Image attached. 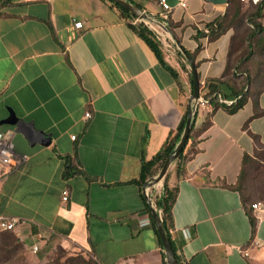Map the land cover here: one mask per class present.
<instances>
[{
    "label": "crops",
    "instance_id": "crops-1",
    "mask_svg": "<svg viewBox=\"0 0 264 264\" xmlns=\"http://www.w3.org/2000/svg\"><path fill=\"white\" fill-rule=\"evenodd\" d=\"M132 1L168 39L151 31L161 60L130 27L142 20L107 0L0 3V136L28 155L0 187V214L23 221L15 232L30 251L57 244L98 264H167L148 210L167 178L178 188L171 242L182 263L264 264V214L251 202L246 212L232 188L245 154L264 165V89L234 111L198 108L195 152L183 175L173 162L145 188L150 201L133 182L141 158L156 155L191 108V62L200 96L223 79L224 99H236L224 76L233 33L211 39L207 26L228 3L166 0L165 10L159 0ZM10 111L13 124L4 122Z\"/></svg>",
    "mask_w": 264,
    "mask_h": 264
},
{
    "label": "trees",
    "instance_id": "trees-1",
    "mask_svg": "<svg viewBox=\"0 0 264 264\" xmlns=\"http://www.w3.org/2000/svg\"><path fill=\"white\" fill-rule=\"evenodd\" d=\"M10 0H0V3H5ZM111 3L113 7H115L120 14L126 18V19H132L134 16L129 13L126 9L118 5L117 3H114L111 0H107ZM133 2L132 0H129ZM240 4V2H238ZM235 2V0H228V7L225 13L215 21H212L211 23H208L207 26L210 29L209 36L210 38H215L221 33L225 32L226 30H231L232 31V37H231V42L230 46L232 43V40L234 38V30H235V25L232 20V15L235 16H240L238 18L242 19L241 16L246 15L244 14L241 10V6ZM139 6V5H138ZM140 7V6H139ZM255 10L253 12L249 13V18L248 21L253 25V31L251 33V36H255L256 33H261L264 29L262 23L258 21L260 18L264 16V1H259L255 6H253ZM233 8V13L230 14V10ZM229 14L231 17H229ZM130 24V22L128 23ZM215 24V28L213 25ZM130 27L136 31L139 35V37L148 45V47L151 49L152 52L155 53V55L161 60V52L159 48V42L153 39L151 31L142 23L138 22L135 25L130 24ZM202 36H204L203 32H200ZM229 54H230V48H229V53H228V60H229ZM234 70L231 72L232 80L237 86V91H234V96L236 97V100L230 104L227 105L225 103H221L219 101V96L225 97L224 94H221L220 91V86L223 84L225 81L223 79H217L215 81L210 80L208 83H206V88H205V93L204 97L208 99L210 104L213 106V109H216L218 107H224L228 109L229 111H234L237 108H239L247 99V95L249 93H256L259 90H263L264 87L260 86H255L252 80L251 75L249 74V71H247L245 68L241 67L240 64L238 63ZM228 70V61L226 65V70L224 71V76H228L227 73ZM197 111L196 109L195 113L193 114V123L192 127L188 136V139L177 157V159L174 161L176 164V172L177 176H181L184 173V164L185 162L191 157V155L195 152L193 148V140L195 137V121L197 117ZM188 112H186L181 119L178 127L169 133L167 139L165 140L162 148L160 149L159 152L156 153L151 159L146 160L145 158H141V166H140V171L139 175L137 178L133 180L134 183H136L140 188L149 180L151 179L152 176H154L158 170H160L162 164L164 161L167 159L175 145L180 139V136L183 132V128L185 126L186 118H187ZM209 114L206 117V120L203 122L201 128L198 131H203L205 130L210 124L211 121L209 119ZM192 140V141H191ZM260 161L256 158H252L245 154L242 158L241 162V167L239 174L237 176V181L235 185L232 187L236 191H238L240 195V200L242 207L244 210L248 213L250 211L247 209L246 203L248 202H254L256 198L253 200L249 199V195L244 193L243 191V182L247 178L249 174V169L258 166ZM70 168L68 167L66 171H68ZM69 172V171H68ZM177 185H169L167 178L164 180V185L161 193L155 198L154 204L156 206V211L158 212L163 227L165 229L166 234L171 240V231L174 229L173 226V213L172 209L175 203L176 195H177ZM264 196H260L258 200L255 201H263ZM251 203L249 204V208L251 209ZM148 206V204H147ZM148 210L151 211V208L148 206ZM150 213V218L152 222V226L157 234L158 237V242L160 244V247L162 248L160 238L158 236L157 230L155 228V224ZM250 220V225H251V230L252 234L254 232L255 226H256V221L253 218V216H249ZM172 243V242H171ZM172 246L174 248V252L177 258L178 264H188V263H182L179 259L177 250L175 246L172 243ZM32 251L26 249L24 241H22L18 234L15 232V230H10V231H3L0 232V264H18V261L22 260V258L18 257L19 254H24V259H27L25 255L31 254ZM76 257L73 260L81 261L82 264H98L93 258L87 256L84 253H81L80 251ZM32 255V254H31ZM33 256V255H32ZM29 258V256H28ZM70 261V259H69ZM69 264V263H67ZM78 264V263H75Z\"/></svg>",
    "mask_w": 264,
    "mask_h": 264
},
{
    "label": "rangeland",
    "instance_id": "rangeland-1",
    "mask_svg": "<svg viewBox=\"0 0 264 264\" xmlns=\"http://www.w3.org/2000/svg\"><path fill=\"white\" fill-rule=\"evenodd\" d=\"M259 1L264 0H235L236 3L240 2L241 11L246 15L233 16L232 20L235 25L234 38L230 46V54L228 60V76L232 79L231 72L239 63L241 67L249 71L255 86L264 87V29L261 33H256L251 36L253 25L248 21L249 13L253 12L255 6ZM233 13V8L230 14ZM229 14V17H231ZM264 27V16L260 18ZM243 191L249 196L259 197L264 196V165L259 164L249 169V174L243 182ZM251 198V197H250ZM35 253L25 255L19 254L18 257L22 260L18 264H82L81 261L73 260L79 255L77 251L67 250L57 244H49L45 247H39ZM77 254V255H76ZM29 256V258H28ZM70 259V261H69Z\"/></svg>",
    "mask_w": 264,
    "mask_h": 264
},
{
    "label": "built area",
    "instance_id": "built-area-1",
    "mask_svg": "<svg viewBox=\"0 0 264 264\" xmlns=\"http://www.w3.org/2000/svg\"><path fill=\"white\" fill-rule=\"evenodd\" d=\"M160 6L167 10L170 9L169 4L166 2V0H159L158 2ZM178 5L181 7L186 6L185 0H178ZM137 21H140L139 19H136ZM143 23L147 26V28L152 31L155 38L162 43L165 41H168V39L164 38L163 33L160 31V28H156L154 26V23L159 24V22L154 19L151 16H147L145 20H142ZM75 28H81L82 22L76 21L74 22ZM161 28H164V26H161ZM236 99L233 100H226L223 97L219 96V101L221 103H225L227 105L232 104ZM210 106L213 108V106L210 104L208 99H206L203 96L198 95V98L191 104V110L195 111L198 108H206ZM86 117H88V113L85 114ZM72 139H75V135H71ZM28 160L27 154H19L14 150V145L12 141L8 138H5L3 136H0V187L4 183V181L7 179L8 175L19 165L26 162ZM68 198V191L64 189L62 191V201H66ZM251 208L253 211L260 212L264 214V200L263 201H255L251 203ZM23 222L19 217H10L6 215L0 214V232L3 231H10L15 230V228ZM143 224V223H141ZM38 250L37 245H33L32 251L36 253Z\"/></svg>",
    "mask_w": 264,
    "mask_h": 264
},
{
    "label": "water",
    "instance_id": "water-1",
    "mask_svg": "<svg viewBox=\"0 0 264 264\" xmlns=\"http://www.w3.org/2000/svg\"><path fill=\"white\" fill-rule=\"evenodd\" d=\"M111 1H113L114 3H117L118 5H120L124 9H126L129 13H131L133 16H135L139 20H145L148 16L143 11V9L141 7H139L137 4H135L129 0H111ZM208 1H211L214 4H227L228 3V0H208ZM191 69H192V76H193V91H192L190 101L192 103L198 98L200 83H199L198 75H197L196 68H195L193 62H191ZM194 112L195 111H192L191 108L189 109V112H188V115L186 118V122H185V126L183 128V132L180 136L179 141L177 142V144L175 145V147L173 148V150L171 151V153L169 154L167 159L162 164L158 173L144 184V186L142 188V193L145 196H146L145 188L147 186L156 184L161 179H163V177L166 175L170 165L177 159V157L181 153V151H182V149H183V147H184V145L188 139V136H189V133H190V130L192 127ZM15 120H16V116L14 115L13 111H10L9 117L7 119H4V122L13 124L16 122ZM147 199H148V197H147ZM148 201H150V199H148ZM151 215H152L158 236H159L160 241H161V245H162V249H163L164 258H165L166 263L167 264H178L177 258H176L175 252H174V248H173L172 243H171V240L165 232V229L163 227V224H162V221H161V218H160L158 212L153 207L151 208Z\"/></svg>",
    "mask_w": 264,
    "mask_h": 264
}]
</instances>
